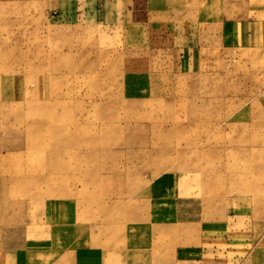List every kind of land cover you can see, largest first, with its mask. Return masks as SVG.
I'll use <instances>...</instances> for the list:
<instances>
[{
	"label": "rangeland",
	"instance_id": "rangeland-1",
	"mask_svg": "<svg viewBox=\"0 0 264 264\" xmlns=\"http://www.w3.org/2000/svg\"><path fill=\"white\" fill-rule=\"evenodd\" d=\"M39 206L121 264H264V0H0V244Z\"/></svg>",
	"mask_w": 264,
	"mask_h": 264
},
{
	"label": "crops",
	"instance_id": "crops-1",
	"mask_svg": "<svg viewBox=\"0 0 264 264\" xmlns=\"http://www.w3.org/2000/svg\"><path fill=\"white\" fill-rule=\"evenodd\" d=\"M174 180L171 175H165L155 182V186L153 185L155 194H151V201H155L158 204L156 215L151 214L152 220H155L154 222L161 223L170 217H174L173 204L176 205L175 216L178 218L183 214V210L179 208V201L183 203V200L179 198L178 194L173 197L174 194L171 193ZM176 185L178 186L177 182ZM63 203L57 206L65 207L66 211L63 216L67 219L71 214V212L69 213L71 203L69 201H64ZM40 212L39 206L37 217H34V221L37 220L38 223L33 224V226H39L34 227L35 233L33 237L25 238L19 236L13 242L8 238L2 241L0 244V264H42V259L44 262L46 261L44 258H48V264H121L117 251H113L112 254H106L101 247L90 246L85 241L75 248L68 247L66 242L58 243L56 240L58 234L64 232L65 235H72L76 226L74 227L73 224L53 226L51 222H45L41 226L42 215ZM76 228L78 229L79 227L77 226ZM79 229L82 237L83 235L85 236V231L82 228ZM42 233L45 234L43 237H41ZM44 245H47L48 248L46 247L47 250L42 253L41 246ZM109 257L112 258V263H108Z\"/></svg>",
	"mask_w": 264,
	"mask_h": 264
}]
</instances>
